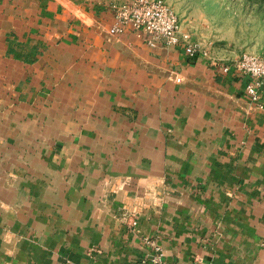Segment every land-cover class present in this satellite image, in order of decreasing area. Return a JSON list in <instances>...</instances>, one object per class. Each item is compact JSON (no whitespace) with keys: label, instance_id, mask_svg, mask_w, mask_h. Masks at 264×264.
Masks as SVG:
<instances>
[{"label":"crops","instance_id":"crops-1","mask_svg":"<svg viewBox=\"0 0 264 264\" xmlns=\"http://www.w3.org/2000/svg\"><path fill=\"white\" fill-rule=\"evenodd\" d=\"M113 22L33 61L0 24V264H141L146 241L163 264H264L249 79Z\"/></svg>","mask_w":264,"mask_h":264},{"label":"rangeland","instance_id":"rangeland-1","mask_svg":"<svg viewBox=\"0 0 264 264\" xmlns=\"http://www.w3.org/2000/svg\"><path fill=\"white\" fill-rule=\"evenodd\" d=\"M125 1L0 0V24L7 27L9 53L15 47L31 48L27 60L33 61L45 46L65 35L73 44L86 38L83 32L91 39L87 30L109 40L100 16L104 18L113 6ZM163 1L179 17L182 27L215 57L227 62L243 54L264 59V0Z\"/></svg>","mask_w":264,"mask_h":264},{"label":"built area","instance_id":"built-area-1","mask_svg":"<svg viewBox=\"0 0 264 264\" xmlns=\"http://www.w3.org/2000/svg\"><path fill=\"white\" fill-rule=\"evenodd\" d=\"M113 25L110 33L119 35L129 29L150 49L174 48L183 51L188 59H200L209 67L217 69L221 75L232 74L249 79L244 92L252 107L264 110V59L243 54L233 61H223L201 47L190 31L182 27L179 17L163 0H126L113 6ZM136 226V221H131ZM152 254L141 259V264H163V253L154 241H146ZM90 254H99V249H91ZM67 264V263H66ZM193 264L204 263L195 257Z\"/></svg>","mask_w":264,"mask_h":264}]
</instances>
